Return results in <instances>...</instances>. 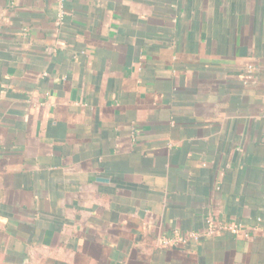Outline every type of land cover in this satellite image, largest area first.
Masks as SVG:
<instances>
[{"label":"crops","instance_id":"0c3cea01","mask_svg":"<svg viewBox=\"0 0 264 264\" xmlns=\"http://www.w3.org/2000/svg\"><path fill=\"white\" fill-rule=\"evenodd\" d=\"M63 8L0 0V264H264V0Z\"/></svg>","mask_w":264,"mask_h":264},{"label":"built area","instance_id":"2783aa9c","mask_svg":"<svg viewBox=\"0 0 264 264\" xmlns=\"http://www.w3.org/2000/svg\"><path fill=\"white\" fill-rule=\"evenodd\" d=\"M58 6L57 20L62 21L64 19L65 10L63 8L65 0H56ZM252 67H246L247 74L245 75V82L252 80L251 76ZM242 225L237 222L218 223L214 221H208L205 229L202 231H191L188 233H181L177 230L173 231V234L160 236L158 239V245L160 247H171L178 244H185L190 239H197L202 236H208L215 233L229 232L237 234L241 232Z\"/></svg>","mask_w":264,"mask_h":264}]
</instances>
